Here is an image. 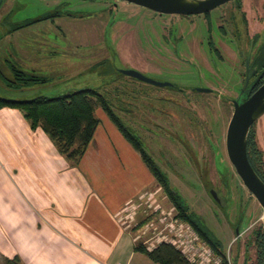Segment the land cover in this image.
Segmentation results:
<instances>
[{
  "label": "rangeland",
  "instance_id": "obj_1",
  "mask_svg": "<svg viewBox=\"0 0 264 264\" xmlns=\"http://www.w3.org/2000/svg\"><path fill=\"white\" fill-rule=\"evenodd\" d=\"M57 11L59 16L6 33L8 20L20 23ZM254 33L258 39L252 54L264 41V0H229L207 15L162 14L124 0H2L0 71L11 78V61L48 80L15 90L0 79V96L29 99L86 87L98 90L139 136L171 187L220 239L227 260L255 264L253 232L264 227V212L225 150L232 100L243 88L244 58ZM128 68L176 87L153 85L121 72ZM197 87L212 92L196 91ZM254 127L264 162V114ZM15 169L0 153V198L6 187L3 179L17 181L10 171ZM152 189L150 196L141 198L136 224L130 225L140 230L139 240L147 246L157 244L177 214L162 189L157 184ZM149 222L152 225L144 227ZM198 237L186 252L195 263H206L202 247H210Z\"/></svg>",
  "mask_w": 264,
  "mask_h": 264
},
{
  "label": "crops",
  "instance_id": "obj_2",
  "mask_svg": "<svg viewBox=\"0 0 264 264\" xmlns=\"http://www.w3.org/2000/svg\"><path fill=\"white\" fill-rule=\"evenodd\" d=\"M96 115L92 140L71 166L40 127L0 109V153L17 178L3 179L1 264H158L136 249L146 242L130 226L157 182L105 112Z\"/></svg>",
  "mask_w": 264,
  "mask_h": 264
},
{
  "label": "trees",
  "instance_id": "obj_3",
  "mask_svg": "<svg viewBox=\"0 0 264 264\" xmlns=\"http://www.w3.org/2000/svg\"><path fill=\"white\" fill-rule=\"evenodd\" d=\"M237 6L240 8L241 3L238 2ZM208 13L209 12H206L204 14L207 15ZM59 15L60 13L57 11L53 14H45L34 19L14 24L10 23L8 20L9 16H6L4 17L5 21L8 20L6 33L29 26L36 21ZM257 39L258 34L255 33L252 36L253 45ZM7 65L12 76L11 78H7L0 71V79L8 88L18 90L38 83H45L48 80L45 76L20 69L11 61H7ZM252 67L264 73V41L259 43L257 47ZM258 83L259 81H256L254 86ZM250 91L251 90H249L248 93H250ZM245 95L242 97L244 98ZM2 107L19 109L23 118L29 123L30 128L35 129L40 127L51 140L57 152L61 154L71 166L78 165L81 156L92 140L93 133L100 122L99 117L96 115V109L101 108L121 132L123 137L139 153L142 161L154 176L158 186L175 207L177 211L176 216L190 224L200 239L220 258L219 264H229L226 253L222 249L220 239L214 235L203 222L202 218L189 208L180 194L171 187L167 174L144 150L139 136L133 133L114 112L110 101L104 94L94 88L86 87L70 90L53 97L39 95L29 99H16L0 96V109ZM246 149L251 166L264 181L263 151L257 144L254 123L250 127L247 135ZM224 172V174H229L226 170ZM253 233V242L256 246L255 264H264V227L254 230ZM136 249L145 253L152 261L158 264H199L190 262L178 248L165 241L157 243L152 248H147L144 243L139 242L136 244ZM3 261L5 264H21L18 258L14 257L12 259L3 258ZM231 261L236 262V259L234 258Z\"/></svg>",
  "mask_w": 264,
  "mask_h": 264
},
{
  "label": "water",
  "instance_id": "obj_4",
  "mask_svg": "<svg viewBox=\"0 0 264 264\" xmlns=\"http://www.w3.org/2000/svg\"><path fill=\"white\" fill-rule=\"evenodd\" d=\"M143 6L162 14L193 15L206 13L229 0H124ZM2 0H0V5ZM121 72L141 81L158 85L176 87V84L168 81H158L135 69H122ZM249 79L248 62L246 61L245 79L243 88ZM196 91L210 92L209 87H197ZM233 111L225 132V150L229 162L236 174L241 179L246 189L255 197L264 212V181L251 166L247 156V135L252 124L264 114V82H262L250 95L239 100L233 99ZM210 194L216 202H219L216 192L210 189ZM239 234L238 223L235 228ZM231 264H237L232 262Z\"/></svg>",
  "mask_w": 264,
  "mask_h": 264
},
{
  "label": "built area",
  "instance_id": "obj_5",
  "mask_svg": "<svg viewBox=\"0 0 264 264\" xmlns=\"http://www.w3.org/2000/svg\"><path fill=\"white\" fill-rule=\"evenodd\" d=\"M174 217L175 218H173L172 216L170 223H168L167 233L165 232L164 235L160 237V240H158L157 243L161 241H165L173 244L176 248H178L182 252L183 255L186 256V258L189 261L194 262L195 258L189 256L186 252L187 251L186 249H188L187 247H190V249H192V247L196 243L198 234L190 226L189 223H187L186 221L182 220L177 216ZM145 225L151 226L152 222L145 223ZM159 232L161 233L162 231ZM154 246L155 245L151 243L150 245L147 246V248H152ZM202 249H204L208 258L206 260V263H204L203 260H199V262L197 261L199 264H209L210 261H214L215 263H218V261H220L217 258H215V256H213V251L210 248L202 247ZM228 263L231 264L229 261Z\"/></svg>",
  "mask_w": 264,
  "mask_h": 264
},
{
  "label": "flooded vegetation",
  "instance_id": "obj_6",
  "mask_svg": "<svg viewBox=\"0 0 264 264\" xmlns=\"http://www.w3.org/2000/svg\"><path fill=\"white\" fill-rule=\"evenodd\" d=\"M209 12V11H208ZM204 14V13H203ZM255 34V33H254ZM253 34V35H254ZM252 35V36H253ZM252 36H251V38H250V48H249V53H248V57H246L245 56V58H244V62H245V60L248 62V69H251V72L249 73V79H248V81H247V84H246V86L244 87V88H242V90L238 93V96H237V98H239V100L241 99H244V98H246L248 95H250L262 82H264V73H262V71H260V70H258V69H256V68H253L252 67V64H253V58H254V55H255V53H256V50H257V47L255 48V51H254V53L252 54V50H253V48L252 47H254V45H253V40H252ZM252 54V55H251ZM251 74H252V76H251ZM244 79H245V74H244ZM256 81L258 82L259 81V83L256 85V86H254L255 85V83H256ZM243 83H244V80H243ZM253 87V88H252ZM249 90H251L250 91V93H248L249 92ZM212 91H210V92H208V93H211ZM247 93H248V95H247ZM246 94V95H245ZM243 95H245L244 96V98L242 97Z\"/></svg>",
  "mask_w": 264,
  "mask_h": 264
}]
</instances>
